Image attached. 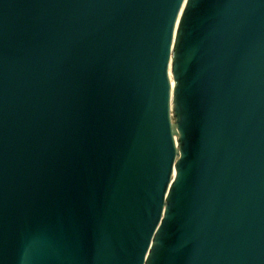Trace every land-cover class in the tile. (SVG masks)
Returning <instances> with one entry per match:
<instances>
[{"label":"water","instance_id":"obj_1","mask_svg":"<svg viewBox=\"0 0 264 264\" xmlns=\"http://www.w3.org/2000/svg\"><path fill=\"white\" fill-rule=\"evenodd\" d=\"M184 2L0 0V264H264V0Z\"/></svg>","mask_w":264,"mask_h":264},{"label":"bare ground","instance_id":"obj_2","mask_svg":"<svg viewBox=\"0 0 264 264\" xmlns=\"http://www.w3.org/2000/svg\"><path fill=\"white\" fill-rule=\"evenodd\" d=\"M186 4H187V0H185L184 4H183V7H182V10L180 11V16H179V19L177 21V26H176V30H175V37H176V34H177V28L179 26V21H180V18H181V15H182V11L185 9L186 7ZM174 55V54H173ZM173 55H172V59H171V65H170V78H171V82H172V90H174V87H175V80H174V77H173V72H172V60H173Z\"/></svg>","mask_w":264,"mask_h":264}]
</instances>
